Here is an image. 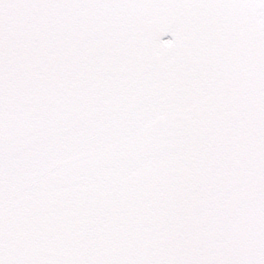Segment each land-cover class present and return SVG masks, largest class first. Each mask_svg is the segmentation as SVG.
I'll return each mask as SVG.
<instances>
[{
  "label": "snow or ice",
  "instance_id": "6c2138e0",
  "mask_svg": "<svg viewBox=\"0 0 264 264\" xmlns=\"http://www.w3.org/2000/svg\"><path fill=\"white\" fill-rule=\"evenodd\" d=\"M0 264H264V0H0Z\"/></svg>",
  "mask_w": 264,
  "mask_h": 264
}]
</instances>
